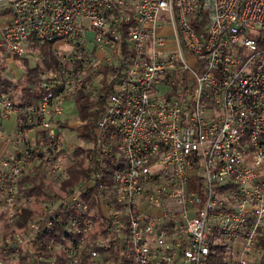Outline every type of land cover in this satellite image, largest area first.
I'll use <instances>...</instances> for the list:
<instances>
[{"label":"built area","instance_id":"2783aa9c","mask_svg":"<svg viewBox=\"0 0 264 264\" xmlns=\"http://www.w3.org/2000/svg\"><path fill=\"white\" fill-rule=\"evenodd\" d=\"M44 43L69 51L38 104L0 91V118L17 116L0 264H264V0H0L1 50ZM80 91L106 104L77 155L63 130L86 123L64 107Z\"/></svg>","mask_w":264,"mask_h":264},{"label":"trees","instance_id":"16d2710c","mask_svg":"<svg viewBox=\"0 0 264 264\" xmlns=\"http://www.w3.org/2000/svg\"><path fill=\"white\" fill-rule=\"evenodd\" d=\"M10 60L16 61L22 68L23 74L20 77H16L14 73L8 70ZM44 69H46V67L42 68L38 64L34 66L28 65L27 56L19 59L0 49V91L8 92L9 97L14 101V105L22 111H25L29 107L36 106L42 96V90L39 87V79L41 74L45 72ZM103 92H106V87L103 88ZM74 101L78 118L86 123L84 130L80 134V138L84 143L89 144L92 141L91 129L100 117L102 110L105 108V96L102 95L95 98L89 91H80L74 96ZM60 125L66 127L65 123H60ZM83 151L85 150L82 145L77 146L75 149L77 155ZM84 161V157H78L77 162L70 167V179L68 183H76L80 179L86 178L87 169L83 165ZM24 180L29 182V186L26 187V192L28 194H35L36 202L42 199V192L50 187V185L45 183L41 175L25 177ZM33 213V210L27 209L22 215V222ZM17 264H28V257L21 258ZM36 264L43 263L36 262ZM210 264L226 263L219 254L213 253L210 257Z\"/></svg>","mask_w":264,"mask_h":264},{"label":"rangeland","instance_id":"374dc122","mask_svg":"<svg viewBox=\"0 0 264 264\" xmlns=\"http://www.w3.org/2000/svg\"><path fill=\"white\" fill-rule=\"evenodd\" d=\"M169 29H164L162 32H167ZM87 35H90L88 33ZM54 49L57 50L59 53L69 51V47L67 45H59V44H38L31 48V50L28 53V65L34 66L36 64L40 65V67L45 68L44 71L48 70L49 68L53 67L57 63V58L54 54ZM17 57V56H16ZM19 59L23 57H18ZM8 70L11 71V73L21 74L22 75V68L18 65V63L15 61L14 64H8ZM64 116L66 119H68L70 122H74L77 119V111H76V105L73 100L67 102L64 107ZM63 133L66 135L68 146L75 145H82L87 146L89 144H86L82 141L80 136L70 129L63 130ZM2 221V220H1ZM3 222V221H2ZM4 224V223H3ZM5 226V224H4ZM4 226L0 223V235H3L4 233ZM14 261V260H13ZM13 261L11 263H13ZM5 264H8V252L5 255L4 259Z\"/></svg>","mask_w":264,"mask_h":264},{"label":"crops","instance_id":"0c3cea01","mask_svg":"<svg viewBox=\"0 0 264 264\" xmlns=\"http://www.w3.org/2000/svg\"><path fill=\"white\" fill-rule=\"evenodd\" d=\"M15 61L10 60L9 64H14ZM16 77H20L21 74H16ZM16 113L11 112L8 113L5 117L0 118V157H4L8 154V152L13 148V137L16 131ZM0 215V223L4 226L1 221ZM5 228V226H4Z\"/></svg>","mask_w":264,"mask_h":264}]
</instances>
